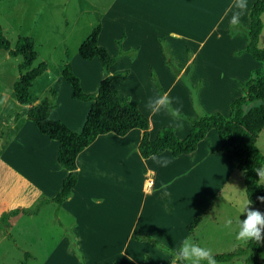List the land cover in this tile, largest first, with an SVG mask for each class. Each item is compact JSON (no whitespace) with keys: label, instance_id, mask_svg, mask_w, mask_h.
I'll list each match as a JSON object with an SVG mask.
<instances>
[{"label":"crops","instance_id":"0c3cea01","mask_svg":"<svg viewBox=\"0 0 264 264\" xmlns=\"http://www.w3.org/2000/svg\"><path fill=\"white\" fill-rule=\"evenodd\" d=\"M253 1L255 0H248V10L240 24L244 30L249 27L248 11ZM233 3L234 0H111L102 14V25L100 24L97 44L105 47L110 55L116 56L118 46L115 40L120 39L123 35L121 41L123 53L109 67V74L112 76L115 68L119 66L122 69L121 72H126L122 80H127L124 81L127 87H134V84L140 86L139 89H144L145 87L149 88V85L153 83L151 71L155 70L154 74L163 93L167 92L169 95L172 89L177 92L179 103L182 105V115L191 119L197 118L201 112H219L225 117L228 116L230 103L243 95L241 83L248 80L253 70L262 66L248 53L243 52L247 42L246 34L238 31L231 34L229 31V19L232 13L228 11V8ZM226 12L227 15H225ZM263 15L264 12L261 14V20ZM263 29L264 23L262 31ZM160 38L165 39L168 45L172 38L184 40L181 45L185 48V52L191 51V59L198 57V64L195 66L194 63L193 70L189 71L187 70L189 59H186L184 64L179 66V75L173 77L164 64ZM210 40L211 42L208 43ZM221 42L228 44L224 59L215 54L216 49H221ZM183 47H181V52ZM236 52L240 53L236 54ZM80 60L79 62L84 67L92 66L98 70L93 89V91L96 89V93L99 82L103 78L100 73V64L95 59L84 61L80 58ZM73 72L80 79L86 77L85 73L75 69ZM183 74H187L186 78L191 85H198L197 109L192 106L188 89L180 83V77ZM112 82L111 80V88H113ZM263 84L264 79L253 89V92L258 94V89ZM80 85L83 86L81 80ZM175 86L179 88H175ZM153 90L154 96H157L155 87ZM126 99L128 101L138 100L137 97L132 96L126 97ZM31 102L32 105L39 103L38 100L33 102L32 99ZM74 102L80 106V111L74 110L60 120L53 116L54 110H51L49 118L60 120L68 127L74 125L80 131L91 102L78 100H74ZM78 102L88 104L81 105ZM137 102L141 112L149 119L148 137L150 140L154 139L157 131L164 126L172 127L180 139L187 135L190 124L186 119L177 121L170 114L162 111L157 114L161 122L154 126L152 122L154 114L147 107L143 106L142 108L139 100ZM177 106L174 104V107ZM20 107L22 108L21 105ZM260 110H264V107L249 109L244 119L247 128L254 135L256 133L252 126L254 120L250 121L249 119ZM13 117L8 127L10 136L5 147L1 145L3 135H0V157L6 158L12 163V167L20 171L25 178L23 184L29 186L23 197L24 203L30 204L27 210L38 206L35 213L24 215L36 216L42 213L44 206H53L54 221L59 226H65L64 220L60 217V213L63 212L65 217L71 220L72 225L71 232L62 235L60 241L67 246L70 243L75 244V247L83 252L84 256L86 255L83 245L86 244V240L94 237L99 238V233H102V230L107 226H110V230L105 232L106 236L110 238L107 240L113 241V236L116 234L117 240H120L116 252L122 258L116 260L111 254L106 257L107 264H153L150 262L152 261L150 256L154 254L161 258V261L156 264H171V257L167 254L164 255L163 251L155 246V243L174 250L178 249L181 241L187 237H191L200 245H223L231 246L233 249L240 242L236 239L237 218L235 213H231V209L234 208L231 198L228 201L226 198L222 199L221 203L227 209L228 215L219 222L215 220L216 217L218 218L217 212L221 205L218 206L216 201L224 189L223 186H226L229 192L228 196H231L230 188L233 187L230 183L235 185L241 180L245 182V176H242L241 179L236 176V171H245V164L243 161L238 162L231 155L217 150L221 142L214 130L206 134L204 139L198 143L197 149L191 154L173 158L166 150L155 155L158 158L171 160L167 167H161L152 159L153 156L142 158L139 155L137 145L142 132L138 129L131 130L124 136H116L111 133L100 135L77 155L78 179L76 185L63 203L57 207L50 199L57 193L66 175V171L60 167L56 160L58 144L40 134L26 117L22 116L17 120H14ZM178 123H181L182 126L176 127ZM205 163L216 168L213 171H208L203 167L207 166L204 165ZM205 173H212L214 178L220 180V184L210 192V196L208 194L207 198L203 200L202 207L199 206L186 217L180 212L179 199L178 203H173L174 199L171 202H166V193L170 191L171 185L188 179L198 180ZM103 180L114 183L115 187H111L109 190H98L96 187L99 185L106 186V183L102 182ZM149 180L151 185L146 188ZM139 188L141 194L136 196ZM108 196H112L111 199L116 197L115 207L110 204ZM126 197H132L134 200L131 210L125 205ZM92 199L103 200L105 204L99 207V204L93 203ZM251 207L262 211L264 205L252 203ZM175 209L178 211L175 219L181 225V233L171 239L170 236L174 232L172 213ZM166 213H168L167 216ZM108 216L114 220L94 222L96 219H107ZM182 216L186 218L184 223L181 222ZM195 217H198L199 220L192 230L188 231V226ZM226 219H232L231 229L224 227ZM243 219L244 217L241 218V220ZM54 221L52 223L56 224ZM7 222L9 227L4 228L6 230L11 227L9 219ZM1 227L2 225H0V230ZM144 237L150 240L139 239ZM175 240H178L176 247L172 248ZM65 248L67 249V247ZM54 252L58 253L55 250ZM73 259L77 264L75 257ZM86 261L85 257V264H87Z\"/></svg>","mask_w":264,"mask_h":264},{"label":"rangeland","instance_id":"374dc122","mask_svg":"<svg viewBox=\"0 0 264 264\" xmlns=\"http://www.w3.org/2000/svg\"><path fill=\"white\" fill-rule=\"evenodd\" d=\"M110 1L111 0L0 1V32L10 45H14L18 36L31 37L35 41L34 49L36 52V59L32 64V67L44 63L46 65V70L42 75L34 79L30 86L29 93L33 102L36 100L40 102L41 99L49 96L50 89H55L56 96L53 99L54 108L52 109L54 110L53 116L55 118L61 120L64 119L65 116L71 114L74 110L80 111V106L75 103L77 101L74 102V100L70 98V89L68 85L63 82L61 78V71L66 60V51L68 53L67 59L72 67H74L73 71L75 69L76 71L85 73V79H80V77L74 72L79 80H81L83 91L86 93H95L96 89L94 91L93 89L96 84L95 79L98 70L96 68L94 69L92 66L84 67L79 62L81 60L78 56L77 50L83 40L89 35L92 28L97 24L102 25V14ZM262 22L264 23V15L262 16ZM239 26L240 29L237 31L245 33L241 25ZM107 32L108 28L106 29V34ZM163 42L168 49L170 61L173 66L172 70L175 74L176 72L179 73V66L183 65L186 59H189V67H187V70L189 71L193 70L194 63L195 66L198 64V57L191 59V51L187 50V53L185 52V48L181 45L184 40L172 38L169 45L165 39ZM210 42L211 40L208 43ZM227 45L226 42H221V49H216L215 54L219 58H225ZM181 47H183L182 52ZM258 47L264 48V29L260 34ZM186 48H188V45H186ZM162 55L165 60L166 56L163 51ZM20 61L21 58L19 56L10 57L6 51L0 49V135H3V141L1 143L3 147H5L9 140L10 131L8 127L11 123L12 117L21 108L15 100L12 91V83L17 78V64ZM121 70L122 69L117 66L114 70V74L112 76L110 75L111 80L113 81L112 87L118 90L119 97L125 98V100H127L126 97H137L142 108L143 106L146 107L148 100L155 97L153 94V89L155 87L154 83H151L149 88L145 87L144 89H139L140 86L134 84V87H127L126 82H124L127 80H122L126 74L120 75ZM167 70L170 71L173 77L176 76L168 67ZM100 73H102V71H100ZM186 77H188L187 74H183L180 83L188 89L192 106L194 109H197L198 85H191ZM84 86L86 89H84ZM175 88L179 87L175 86ZM256 95L264 98V84L258 89V94ZM169 98L173 100L175 105L177 104L176 101L178 100V94L175 90L172 89ZM78 103L81 104L82 102ZM34 104L36 105L37 103ZM201 113H199V115ZM152 117L153 125L157 126L161 120L157 117V114ZM252 119L254 120L252 126L256 132L255 135L253 134L255 136V146L264 157V110H260L258 113L251 116L249 120L251 121ZM69 128L73 131L75 130V132L79 131L74 125H70ZM20 165H22V163H20ZM204 165H207L203 167L208 171H213V169L216 168L212 165H208V163H205ZM12 166L13 164L6 158L0 157V218L4 212H9L17 208L27 209L30 205L28 203L25 204L23 201V197L28 191L29 186L23 184L25 178L21 175L20 171L15 170ZM261 168H264V164ZM236 176L241 179L242 176H244V172L236 171ZM102 182L106 183V186L99 185L96 187L98 190H109L111 187H115V184L108 180H103ZM131 182H133V180H131ZM219 184L220 180L214 178L212 173H205L203 177L200 176L198 180L188 179L171 185L170 191L166 193L167 198H165V200L166 202H171L172 199H174L173 203H178L179 199L180 212L187 217L191 212L199 208V206L202 207L204 205V203L202 204L203 200L207 198L208 194L210 196V192L217 188ZM260 184L264 187V180H260ZM230 185L233 187L230 188L231 196H228L229 192L226 186H223L224 189H222L218 196L216 202L218 203V206H221L217 212L218 218L216 217L215 221L219 222L223 217L228 215L227 209L221 203L222 199L226 198L228 201L229 198H231L234 207L231 209V213H235L236 218L240 215V205L248 199L246 195V184L244 181L241 180L238 183H235V185L230 183ZM139 190L141 189H138L136 196H140L141 192ZM111 198L112 196H108L110 204L115 207L116 197H114V199ZM92 201L95 204H99V207L105 204L103 200L96 201L92 199ZM156 203L157 201L154 203V206ZM125 205L128 209H132V206L134 205L132 197H126ZM53 211V206H44L42 213H39L36 216H28L22 213L10 216L8 219L11 227L7 230L1 227L2 229L0 230V264H20L24 260V252H27L30 255V257L26 259V264H75L73 257H75L77 264H85V257L87 258V264H107L108 259H106V257L111 254L114 255V259L116 260L122 259L116 252L119 248L118 244L120 243V240H117L116 238V234L113 236V241L107 240L110 238L106 236L105 232L110 230V226H107L106 229L102 230V233H99V238L94 237L93 239L86 240V244L83 245L85 247L84 254L86 256L75 247V244L70 243L69 246H67L64 242L61 243V236L71 232L70 228L72 223L71 220H69L68 217H65L64 213L61 212L60 217L64 220L65 226H59L57 222L54 221L55 217ZM177 214L178 211L175 209L172 213L174 232L173 235L170 236L171 239L176 238L181 233V225L175 219ZM167 215L168 213H166V216ZM242 217L244 216L241 215L239 219ZM185 219L186 218L182 216L181 222L184 223ZM113 220L114 218L108 216L107 219H96L94 222ZM52 221L56 224H53ZM0 225H2L1 222ZM177 241L178 240H175L173 242L172 248L176 247ZM237 244L234 249L231 246L223 245L201 246L210 248L213 254H219L229 253L237 248L245 246L242 242ZM155 246L161 251L166 248L165 245L159 243H155ZM258 246L259 253L257 259L264 264V243H260ZM65 247H67V249ZM54 250L58 251V253H55ZM163 253L166 255L164 251ZM150 257L153 261L150 262L153 264L161 261L159 255L154 254ZM217 264H245V262L242 258H236L228 262H218Z\"/></svg>","mask_w":264,"mask_h":264},{"label":"trees","instance_id":"16d2710c","mask_svg":"<svg viewBox=\"0 0 264 264\" xmlns=\"http://www.w3.org/2000/svg\"><path fill=\"white\" fill-rule=\"evenodd\" d=\"M2 1V0H0ZM264 12V0H255L252 2L248 11L249 27L244 30L247 36L246 46L243 52L248 53L254 60L260 62L262 66L251 72L250 77L241 83L243 95L235 98L229 105L228 116H223L219 112L201 113L197 118H186L189 122L187 135L180 139L172 127H161L155 138L150 140L148 130L150 126L149 119L138 107L137 101H128L120 98L118 91L111 88V76L109 67L122 55L121 41L116 40L118 53L111 56L108 51L97 44V38L100 32V24L94 26L89 35L80 44L77 53L84 61L96 60L101 67L103 78L100 80L96 93H86L83 91L79 78L74 74L71 64L67 59L61 71L62 80L70 88V97L73 100L82 102H91L86 118L80 131H72L66 124L60 120L49 118L51 110L54 108L53 99L56 96L54 89L49 90V96L43 98L38 104L32 105L30 86L34 79L42 75L46 70L44 63L32 67L36 59L35 41L31 37L18 36L14 45L11 46L7 39L0 32V49L6 51L10 57L21 58L17 64V78L12 84V91L15 100L22 106L20 111L15 113L13 119L26 117L30 120L37 131L50 140L58 144L56 160L60 167L66 171L60 188L50 199L59 207L68 197L72 188L76 185L78 174L76 166L77 155L91 144L96 137L107 133L116 136H124L129 131L138 129L142 132L137 145V151L142 158L155 156L168 150L173 158L181 155L193 153L198 143L204 139L206 134L214 130L221 142L219 152L231 155L236 161H243L245 164V184L247 198L253 204H263L257 200V197L264 196V187L259 182V177L255 169H259L264 164V157L255 146V136L247 128L244 119L249 109L264 106V98L257 96L253 89L264 79V48L258 47V40L263 28L261 14ZM238 28L230 26V33L233 34ZM160 38L164 53V64L173 72V66L170 61L168 49ZM240 52H236L239 54ZM174 73V72H173ZM126 74L121 72L120 75ZM175 74V73H174ZM179 75L178 72L175 74ZM181 78V77H180ZM151 79L155 85L158 95L163 94L162 88L156 79L154 72H151ZM38 206L32 210L13 209L4 213L0 222L3 228H8L7 222L9 216H15L18 213L33 214ZM261 212H264V208ZM199 218L195 217L188 226V231L197 224ZM139 239H148L147 237ZM259 246L255 242H249L242 248L229 253L214 254L218 262H228L236 258H242L245 264H263L258 259ZM30 257L29 253L24 252V260L20 264H26V259Z\"/></svg>","mask_w":264,"mask_h":264},{"label":"clouds","instance_id":"9594fccd","mask_svg":"<svg viewBox=\"0 0 264 264\" xmlns=\"http://www.w3.org/2000/svg\"><path fill=\"white\" fill-rule=\"evenodd\" d=\"M248 0H234V3L229 5L231 17L229 24L232 28H238L241 24L242 18L248 10ZM233 9H235L233 11ZM227 15V12L225 13ZM179 105L173 107V100L169 98L167 92L150 98L146 104L147 109L152 114L166 112L170 114L174 120L183 121L187 117L182 115V105L177 100ZM178 123L176 127H181ZM152 159L161 167H167L171 160L166 158H158L153 156ZM260 180H264V168L255 169ZM260 203H264V196L257 197ZM252 202L247 199L240 205L239 212L245 218L243 220H236L238 231L236 239L244 244L255 242L256 244L264 243V212L251 207ZM233 225L232 219H226L224 227L231 229ZM163 251L171 257V264H217V260L212 250L208 247H203L196 243L191 237L184 238L178 249L164 248Z\"/></svg>","mask_w":264,"mask_h":264},{"label":"built area","instance_id":"2783aa9c","mask_svg":"<svg viewBox=\"0 0 264 264\" xmlns=\"http://www.w3.org/2000/svg\"><path fill=\"white\" fill-rule=\"evenodd\" d=\"M151 182H150V180L148 181V183H147V185H146V188H149L150 187V184Z\"/></svg>","mask_w":264,"mask_h":264}]
</instances>
